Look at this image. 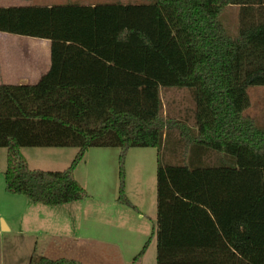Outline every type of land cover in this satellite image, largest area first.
Masks as SVG:
<instances>
[{"label": "trees", "instance_id": "obj_1", "mask_svg": "<svg viewBox=\"0 0 264 264\" xmlns=\"http://www.w3.org/2000/svg\"><path fill=\"white\" fill-rule=\"evenodd\" d=\"M147 1L0 8V32L49 40L52 62L35 85H0L6 191L78 202L87 192L75 170L90 148H154L157 264H264V126L245 116L249 88L264 86V0ZM228 6L240 7L236 37L219 22ZM169 88L191 92L195 130L164 117ZM175 129L188 156L164 163ZM68 147L79 152L62 172L31 170L21 153ZM125 178L122 155L118 202L137 210Z\"/></svg>", "mask_w": 264, "mask_h": 264}, {"label": "rangeland", "instance_id": "obj_2", "mask_svg": "<svg viewBox=\"0 0 264 264\" xmlns=\"http://www.w3.org/2000/svg\"><path fill=\"white\" fill-rule=\"evenodd\" d=\"M97 4H146L147 0H94ZM219 22L230 37L239 33L240 7L228 6ZM250 107L245 116L264 126V86L248 90ZM164 117L196 129L195 102L187 89L161 90ZM181 132L173 131L162 151L163 162L181 164L188 153L178 143ZM79 149L22 148L31 170H67ZM125 155V194L132 205H121L120 159ZM159 153L154 148H90L75 170L76 180L87 192L81 201L48 207L22 195L7 193L5 172L7 149L0 150V264H31L48 258L78 260L94 264H157V241L152 238L157 222V169ZM219 157L209 154L207 164ZM3 222L5 224L3 227ZM85 241L86 244L79 242ZM145 255L136 261L147 242Z\"/></svg>", "mask_w": 264, "mask_h": 264}, {"label": "crops", "instance_id": "obj_3", "mask_svg": "<svg viewBox=\"0 0 264 264\" xmlns=\"http://www.w3.org/2000/svg\"><path fill=\"white\" fill-rule=\"evenodd\" d=\"M99 5L94 0H0V8ZM51 42L0 32V85H35L51 68ZM7 229L8 225L3 222ZM81 245L85 241L79 242ZM39 260H32L36 263ZM78 262L94 264L79 256Z\"/></svg>", "mask_w": 264, "mask_h": 264}]
</instances>
